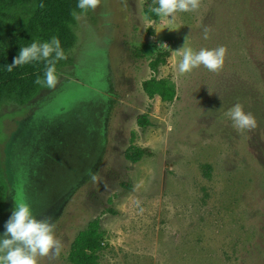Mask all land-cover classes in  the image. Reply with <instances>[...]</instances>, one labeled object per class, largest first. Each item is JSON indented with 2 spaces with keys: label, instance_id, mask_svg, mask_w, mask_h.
<instances>
[{
  "label": "rangeland",
  "instance_id": "rangeland-1",
  "mask_svg": "<svg viewBox=\"0 0 264 264\" xmlns=\"http://www.w3.org/2000/svg\"><path fill=\"white\" fill-rule=\"evenodd\" d=\"M145 1L77 12L72 63L55 88L0 106V238L15 203H27L62 245L39 264H66L72 239L96 217L102 264H264V0H201L157 21ZM153 43L170 51L156 74L175 82L172 102L141 86L152 71L137 48ZM183 45L225 46L222 70L180 73ZM236 103L254 129L232 126ZM131 145L152 154L132 162Z\"/></svg>",
  "mask_w": 264,
  "mask_h": 264
},
{
  "label": "trees",
  "instance_id": "trees-1",
  "mask_svg": "<svg viewBox=\"0 0 264 264\" xmlns=\"http://www.w3.org/2000/svg\"><path fill=\"white\" fill-rule=\"evenodd\" d=\"M41 4L44 7H40ZM77 4L78 0H0V106L7 103L24 105L42 89L48 88L45 84L35 83L37 77L44 79L46 62L43 60L18 66L11 72L6 70L5 66L13 62L22 46H30L32 42H49L52 37H57L67 58L55 63L56 75L60 67L72 63L67 51L75 42L72 26L75 14L81 11ZM157 6L154 0L144 2L143 11L148 20L161 18L151 11ZM137 49L141 51V56L149 59L148 65L152 71L141 83L143 91L149 98L158 96L162 101L172 102L176 96L175 82L156 74L159 67L166 63L170 51L159 48L155 43ZM136 120L142 128L150 124L145 113L139 114ZM151 154L147 147L131 145L125 158L137 162ZM203 168L208 174L209 166L204 164ZM5 197L6 185L0 170V210ZM103 246L101 224L96 217L72 239L66 264H102L100 252Z\"/></svg>",
  "mask_w": 264,
  "mask_h": 264
},
{
  "label": "clouds",
  "instance_id": "clouds-1",
  "mask_svg": "<svg viewBox=\"0 0 264 264\" xmlns=\"http://www.w3.org/2000/svg\"><path fill=\"white\" fill-rule=\"evenodd\" d=\"M100 3L101 0H78L77 7L84 11L94 10ZM154 3L158 6L153 7L152 12L162 18L174 19L178 12L198 10L201 0H154ZM40 7H44V5L41 4ZM209 34L210 29L205 28L203 38L209 39ZM186 42L187 36L184 45ZM184 45L177 50L182 52V59L178 65L180 73H189L200 66L214 73L222 70L227 53L225 46L221 45L212 49L201 48L194 51L190 47L185 48ZM66 58L59 39L52 37L49 42H32L30 46H22L18 56L5 68L11 72L18 66L43 60L46 62L44 79L37 77L35 83L45 84L51 89L55 88L59 82L55 63ZM226 115L231 119L232 126L238 132L256 127L255 117L251 113H246L240 103L234 104ZM54 228L55 225L50 218L37 219L27 203H15L12 214L5 223L3 238H0V264H39V258L58 257L62 245L54 235Z\"/></svg>",
  "mask_w": 264,
  "mask_h": 264
}]
</instances>
